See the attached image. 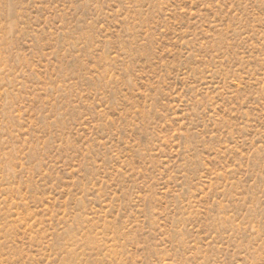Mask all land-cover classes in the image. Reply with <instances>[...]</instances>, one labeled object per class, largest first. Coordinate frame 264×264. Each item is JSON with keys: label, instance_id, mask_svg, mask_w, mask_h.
I'll list each match as a JSON object with an SVG mask.
<instances>
[{"label": "rangeland", "instance_id": "374dc122", "mask_svg": "<svg viewBox=\"0 0 264 264\" xmlns=\"http://www.w3.org/2000/svg\"><path fill=\"white\" fill-rule=\"evenodd\" d=\"M0 264H264V0H0Z\"/></svg>", "mask_w": 264, "mask_h": 264}]
</instances>
